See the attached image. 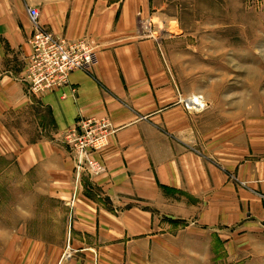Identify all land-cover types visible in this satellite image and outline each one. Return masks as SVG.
I'll return each instance as SVG.
<instances>
[{"label":"crops","instance_id":"obj_1","mask_svg":"<svg viewBox=\"0 0 264 264\" xmlns=\"http://www.w3.org/2000/svg\"><path fill=\"white\" fill-rule=\"evenodd\" d=\"M171 1L0 0V178L15 174L17 193L35 195L42 226L21 227L29 196H1L0 210L16 213L0 218V264H152L178 229L240 236L264 226V160L249 159L248 128L212 127L186 108L192 94L150 34ZM28 7L55 37L93 49L89 71H73L66 87L33 93L22 80ZM78 118L107 119L114 132L93 153L103 172L76 182L65 136Z\"/></svg>","mask_w":264,"mask_h":264},{"label":"rangeland","instance_id":"obj_2","mask_svg":"<svg viewBox=\"0 0 264 264\" xmlns=\"http://www.w3.org/2000/svg\"><path fill=\"white\" fill-rule=\"evenodd\" d=\"M160 5V11L170 17H154L150 34L160 41L170 72L178 75V85L191 97L202 99L201 107L190 109L205 111L202 123L212 127L225 123L248 128L249 159L264 160V0H172ZM191 97L187 98L190 104ZM4 164L0 161V169ZM17 181L15 174L13 179L0 178V191L13 189L0 192V201L6 195L9 200L29 196L28 207L19 211L20 226L24 233H34L42 228L34 217L39 211L30 208L36 197L23 194V187L18 194ZM11 212L16 213L0 210V218L10 220ZM6 230L16 233L17 226ZM178 230L181 235L169 243L170 254L154 258L152 264H264V226L240 236L219 230L212 234L201 226Z\"/></svg>","mask_w":264,"mask_h":264},{"label":"built area","instance_id":"obj_3","mask_svg":"<svg viewBox=\"0 0 264 264\" xmlns=\"http://www.w3.org/2000/svg\"><path fill=\"white\" fill-rule=\"evenodd\" d=\"M27 11L33 26L29 40L32 53L22 80L31 92L55 91L69 85L73 71H89L95 58L86 40L68 41L55 37L40 25L39 11L35 7H28ZM140 24L142 29L148 30L149 24ZM189 102L186 101L188 109L202 106ZM113 132L107 119L78 118L75 127L66 134L65 143L74 158L76 182L83 173L99 175L103 172V165L93 157V153L108 145Z\"/></svg>","mask_w":264,"mask_h":264},{"label":"bare ground","instance_id":"obj_4","mask_svg":"<svg viewBox=\"0 0 264 264\" xmlns=\"http://www.w3.org/2000/svg\"><path fill=\"white\" fill-rule=\"evenodd\" d=\"M190 99H191V101L192 100L194 101L191 105H194L195 104V105L198 106V104L201 105L203 103L202 99L199 96H193Z\"/></svg>","mask_w":264,"mask_h":264}]
</instances>
